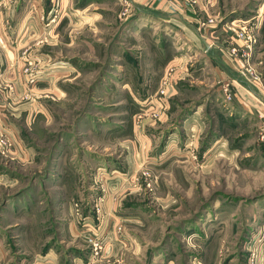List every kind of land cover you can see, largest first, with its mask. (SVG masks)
I'll return each instance as SVG.
<instances>
[{
	"label": "rangeland",
	"instance_id": "374dc122",
	"mask_svg": "<svg viewBox=\"0 0 264 264\" xmlns=\"http://www.w3.org/2000/svg\"><path fill=\"white\" fill-rule=\"evenodd\" d=\"M29 2L19 0L21 7ZM70 3L68 9L56 0L45 5L41 21L51 25L53 40L38 50L46 61L38 64L34 54L29 58L20 51L27 91L34 84L50 97L43 98L49 100L43 112L20 127L36 157L31 164L10 160L4 169L17 185L0 191V264H26L19 254L42 248L61 252V239H68L63 207L68 201L78 218V237L68 246L84 264H110L106 250L115 237L126 252L131 248L127 264H264L259 118L226 117L231 82L203 71V55L169 23L130 0ZM241 8L244 25L260 16L257 33L263 41L257 45L256 35L243 57L249 65L245 72L250 76L247 67L252 68L261 83L264 0H244ZM49 14H54L51 22ZM31 19L23 21L25 28ZM192 53L197 56L190 68L193 81L172 79L173 92L159 99L161 79L174 69L170 59ZM224 83L229 99L221 90ZM151 112L158 116L150 117ZM139 114L145 115L140 135L134 131ZM196 124L198 131L188 133ZM144 137V156L137 161ZM12 200L36 204L33 211L19 212L17 225L2 218Z\"/></svg>",
	"mask_w": 264,
	"mask_h": 264
},
{
	"label": "crops",
	"instance_id": "0c3cea01",
	"mask_svg": "<svg viewBox=\"0 0 264 264\" xmlns=\"http://www.w3.org/2000/svg\"><path fill=\"white\" fill-rule=\"evenodd\" d=\"M70 1L73 0H60L59 4H64L65 8L68 9L71 7ZM47 2L49 0H31L26 4L27 6L21 7L19 0H0V140L4 138L9 144L4 153L1 152L0 145V191L8 187L14 188L17 185L15 177L11 173L10 176L7 174L11 170H4L8 161L17 159L31 164L36 157L35 153L26 146L20 127H26L31 123H26L28 117L43 112V103L49 101L43 98L50 96L46 94L45 87H35L34 84H31V92L27 91L29 84L24 81L22 69L25 63L20 51L24 48L28 52L29 58L31 54H34L38 64L41 61H46V57L39 53L38 49L50 45L53 40L51 25L48 26L41 21L43 17L41 15ZM130 4L160 18L163 22L169 23L171 28L179 31L184 37L183 40L203 55L201 68L203 71L211 73L212 79L221 78L231 82L233 95L230 103L226 104L228 107L226 117H235L238 113L239 115L244 113L257 116L259 118L258 125L264 131V79H261V83L252 79L244 70L245 58L229 51L233 46L232 42L237 43L233 30L235 29L234 26L238 25V21L244 18L243 11H241L244 0H194L192 5L178 6L175 11L164 0H130ZM27 8H29V12L25 14ZM210 16L219 18V22L207 23L206 21ZM26 17H32L31 26L27 28L23 24ZM257 21L248 27L253 31L260 32V16ZM262 30L264 32V27ZM23 31L26 32L27 37L25 42H22L25 34H22ZM257 35L258 45L262 43L263 37H260L258 33ZM196 57L193 53L188 57L174 55L170 59V62L173 61L174 64L172 78L179 80L187 77L188 80L193 81L190 68L193 67ZM252 65L254 67L255 63L252 62ZM195 80L197 79L195 78ZM198 81L202 82L200 79ZM25 91L29 92L27 96L25 95L27 99H24L23 96ZM143 125L137 126V130H134L136 134L140 135ZM197 127L199 126L196 124L188 133L197 132ZM147 140L148 138L144 137L145 142L140 141L139 143L140 156L139 159L137 158L138 160L136 159L137 161L142 160V156H144L142 154L145 151ZM127 159L128 163L133 160L136 166L133 158ZM13 201H9L5 212L2 213V218L6 219L7 224L17 225L19 212L21 210L29 212L30 209L33 211L36 204L34 205V202L31 201H23L20 206L18 205L19 202L17 204ZM63 207L68 218L66 220L68 239L65 238V235L61 239V242L64 243L63 250L56 253L53 247H48L45 251L42 248L39 251L34 250L28 251L26 254H19L26 258V264H84L81 254L72 253L75 248L68 246L69 242L75 241L78 237V218L72 212L70 201L64 202ZM107 207L108 202L103 203L104 212ZM110 222L114 223V221ZM124 249L127 247L124 246L121 239L113 238L111 246L106 250V255L111 261L110 264H127L125 262L126 256L131 248L128 247V252ZM58 252L60 253L58 254ZM29 257L34 259H29ZM2 259L3 253L0 252V261Z\"/></svg>",
	"mask_w": 264,
	"mask_h": 264
},
{
	"label": "built area",
	"instance_id": "2783aa9c",
	"mask_svg": "<svg viewBox=\"0 0 264 264\" xmlns=\"http://www.w3.org/2000/svg\"><path fill=\"white\" fill-rule=\"evenodd\" d=\"M60 0H56L57 4ZM167 4H170V8L175 11L178 6L181 5H192L194 3V0H164ZM51 9V8H50ZM52 11V10H51ZM54 14L52 17H50V14L47 16V19L50 18V22L53 20ZM207 23H213L214 20L213 18H210L206 21ZM204 24V23H203ZM256 27V25H255ZM234 38L237 41V43H235L236 45L240 46L239 50L238 48L234 45L231 47V50L233 53L235 54H239V56H244L243 54V48L247 49L250 46H252V44L254 42H256V35H257V31H253L251 29H249L248 25H244L241 21L238 22L237 26H234ZM241 50V52H240ZM240 53H239V52ZM245 66H249L247 63H245ZM247 71L249 72L250 76L255 79L258 80L259 76L252 70V68L247 67ZM172 72L169 70L168 72L165 73V75L162 77L161 79V83L160 86L156 92V94L158 95L159 99H166L172 92ZM226 98L229 99V95L226 93L228 92V84H222V89H221ZM154 100H150L149 102L152 103ZM155 104H160V102L158 100L154 101ZM158 114L157 112H151L150 113V117H157ZM145 117V115H141L139 114L137 116V122L138 125L140 124V121ZM1 136H4V134H1ZM0 145H1V152L4 153L5 148L9 146V144L7 143V141L3 138L2 140H0ZM92 240V239H91ZM94 245V249H100L99 245L95 244L94 242H92ZM97 253V252H96Z\"/></svg>",
	"mask_w": 264,
	"mask_h": 264
}]
</instances>
